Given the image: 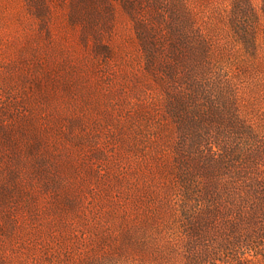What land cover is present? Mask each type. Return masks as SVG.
<instances>
[{
	"label": "rangeland",
	"instance_id": "374dc122",
	"mask_svg": "<svg viewBox=\"0 0 264 264\" xmlns=\"http://www.w3.org/2000/svg\"><path fill=\"white\" fill-rule=\"evenodd\" d=\"M0 264H264V0H0Z\"/></svg>",
	"mask_w": 264,
	"mask_h": 264
}]
</instances>
